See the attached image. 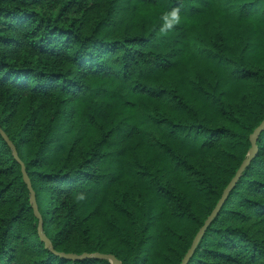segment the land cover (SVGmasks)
<instances>
[{
  "label": "trees",
  "instance_id": "trees-1",
  "mask_svg": "<svg viewBox=\"0 0 264 264\" xmlns=\"http://www.w3.org/2000/svg\"><path fill=\"white\" fill-rule=\"evenodd\" d=\"M263 121L264 0H0V264H181ZM256 146L186 264H264Z\"/></svg>",
  "mask_w": 264,
  "mask_h": 264
},
{
  "label": "water",
  "instance_id": "water-1",
  "mask_svg": "<svg viewBox=\"0 0 264 264\" xmlns=\"http://www.w3.org/2000/svg\"><path fill=\"white\" fill-rule=\"evenodd\" d=\"M263 129H264V121L254 131V133L251 135L252 147H251L250 152H249L250 158L252 156H254V154H255V152L257 150V146H256L257 145V137L262 132ZM3 135L8 140L10 146L12 147L15 158L22 165V170H23V173H24V179H25L26 183L28 184V187H29V189L31 191V194H32L31 201H32V204H33L34 212H35L36 216L40 219V225H39L40 236H41L42 240L45 242V244H46L47 247H52V244H51L50 240L44 235V233L42 231L43 220L41 219V216L39 214L38 206H37V202H36V196H35V193L33 191V188H32V185H31V181H30V179H29V177H28V175L26 173L24 163L20 160L19 154H18V151H17L15 145H13V143L8 139V137L6 136V134L3 133ZM250 158H248L247 160L244 161V163L242 164V166L237 171L236 176L232 179V181L230 182V184L228 185V187L225 189L222 198L218 202V205L216 206V208L214 209V211L212 212V214L208 217V219L206 220V222L202 226V228L196 234V236H195V238H194V240L192 242V245H191L190 249L188 250L187 254L185 255V257H184V259H183V261H182L181 264H186L188 262V260L191 258L193 252L195 251L196 247L198 246V244L200 243L201 239L203 238L204 233L206 232L208 226L211 224L213 218L219 212V210H220L223 202L227 198L230 190L236 185V183H237L240 175L242 174L243 170L246 168L247 164L249 163ZM68 257L69 258H73V259H78V258H103V259L110 260V262L112 264H121V261L120 260H118L114 255H110V254H100V253H96V254H93V255L84 254L81 257H79L77 255H68Z\"/></svg>",
  "mask_w": 264,
  "mask_h": 264
},
{
  "label": "clouds",
  "instance_id": "clouds-1",
  "mask_svg": "<svg viewBox=\"0 0 264 264\" xmlns=\"http://www.w3.org/2000/svg\"><path fill=\"white\" fill-rule=\"evenodd\" d=\"M174 15H175V13H174Z\"/></svg>",
  "mask_w": 264,
  "mask_h": 264
}]
</instances>
